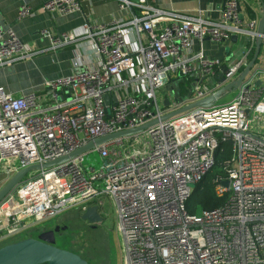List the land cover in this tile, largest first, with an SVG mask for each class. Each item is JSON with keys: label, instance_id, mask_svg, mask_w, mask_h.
Listing matches in <instances>:
<instances>
[{"label": "built area", "instance_id": "1", "mask_svg": "<svg viewBox=\"0 0 264 264\" xmlns=\"http://www.w3.org/2000/svg\"><path fill=\"white\" fill-rule=\"evenodd\" d=\"M42 2L38 11L81 9L79 0ZM243 3L222 0L215 20L205 17L207 11H168L145 0H119L120 8L137 12L108 23H84L81 35L42 31L50 40L48 50L88 39L95 65L45 82L42 95L15 96L0 87L1 174L10 178L96 137L157 121L92 149L101 158L97 169L85 168L81 153L28 171L0 202V242L67 209L82 213L93 206L101 214L108 198L123 264H264V134H254L264 117V68L254 63L228 103L215 100L161 119L240 77L254 55L259 22ZM32 11L22 3L17 16ZM207 38L218 45L229 42L228 56L205 55ZM47 49L32 50L11 27L0 25V65ZM177 79L186 84L183 99L172 85ZM229 142L233 153L225 174L212 179L223 203L190 213L186 202L194 184L211 170L220 143Z\"/></svg>", "mask_w": 264, "mask_h": 264}, {"label": "crops", "instance_id": "2", "mask_svg": "<svg viewBox=\"0 0 264 264\" xmlns=\"http://www.w3.org/2000/svg\"><path fill=\"white\" fill-rule=\"evenodd\" d=\"M42 1L44 0H0V25L11 27L17 37L32 50L47 49L50 46V40L42 31L48 35L66 31L81 35L84 31V23H108L114 18H129L137 12L135 8L131 10L120 8L119 0H79L81 9L72 13H48L37 10L43 3ZM221 1L145 0L147 5L168 11L177 10L185 13L207 11L205 17L215 20L219 18L216 6ZM22 3L31 6L33 11L27 16L18 17L17 13ZM243 4L248 10L253 11V16H256L258 20L262 18L261 6L256 0H244ZM231 42L234 41L231 39ZM229 44L227 42L225 45H218L207 38L202 47L207 56L226 58ZM92 48L88 39H82L80 44L75 46L47 49L32 57L19 59L10 65H0V87L15 96L24 92H35L37 95H42L45 93V82L72 75L76 70L85 71L94 67L95 58L92 57ZM259 57L264 59L263 45H261L257 60ZM257 130L260 133L254 134H264V126L258 127ZM7 179L6 174L0 173V188Z\"/></svg>", "mask_w": 264, "mask_h": 264}, {"label": "water", "instance_id": "3", "mask_svg": "<svg viewBox=\"0 0 264 264\" xmlns=\"http://www.w3.org/2000/svg\"><path fill=\"white\" fill-rule=\"evenodd\" d=\"M262 10V18L258 22L255 50L253 52V57L248 65L241 72L240 77L233 83H229L226 86L216 90L213 94L209 95L206 98L197 100L190 103L187 106L181 107L177 110L171 111L169 114H166L161 117L162 120L171 117V115L177 114L182 111L189 110L192 107L202 106L209 107L215 100L221 97L224 90L230 88H236L240 81L246 76V72L254 65L256 62L259 52L262 45V36L264 34V0H256ZM232 41H235L236 36H232ZM259 84V82H257ZM67 91H71V88L68 87ZM105 103H108L109 96H104ZM168 101L164 100V105H167ZM156 119L134 127L133 129H125L116 131L115 133L96 137L93 140H90L85 145L77 148L70 152L68 155L61 156L57 159L44 162L42 164L29 165L21 170L17 171L13 176L7 179V181L0 188V202L3 198L10 193V191L21 181V179L27 174L28 171L32 169H40V167H49L57 165L63 161H66L70 158H74L81 153L94 149L96 146L101 145L111 139H114L118 136L132 135L135 132L142 131L146 128H151L156 123ZM255 139H258L257 136H253ZM257 137V138H256ZM224 186L228 185V181H223ZM81 219L86 220L88 223L95 225L102 220V215L99 213L96 207H87L84 212L81 213ZM63 228V227H62ZM60 231L59 226H54L52 228L44 229L42 228L36 237H25L23 239L5 243L0 247V264H88V262L76 253L69 251L64 248H58L55 246L56 233Z\"/></svg>", "mask_w": 264, "mask_h": 264}, {"label": "rangeland", "instance_id": "4", "mask_svg": "<svg viewBox=\"0 0 264 264\" xmlns=\"http://www.w3.org/2000/svg\"><path fill=\"white\" fill-rule=\"evenodd\" d=\"M255 67L264 68V59L259 57L255 62ZM164 90L159 92L160 96L163 95ZM226 92L216 100V104L228 103L238 93L237 89H230ZM260 125L264 126V117ZM100 164L101 158L97 151L84 152L83 165L85 168L97 169ZM103 201L100 206L102 220L95 224V228H90L87 226V222L77 218L79 212L81 214V210L71 208L67 209L70 211H67L66 214L63 211L56 218L42 221L36 226L27 227L28 229L26 228L20 235L4 239L0 242V246L20 240L28 233L31 237H36L42 228H52L54 223L61 222L67 226V230L56 237V247L67 249L82 256L88 264H123L125 253L116 228L115 209H113L110 199L105 198Z\"/></svg>", "mask_w": 264, "mask_h": 264}, {"label": "trees", "instance_id": "5", "mask_svg": "<svg viewBox=\"0 0 264 264\" xmlns=\"http://www.w3.org/2000/svg\"><path fill=\"white\" fill-rule=\"evenodd\" d=\"M251 16L254 15L253 11L249 9ZM173 88L175 94L180 99H183L186 96L185 83L181 79H177L173 82ZM231 143H220L218 150L215 154V163L212 166L211 170L202 178L201 181L197 182L193 186V191L191 196L186 202V207L190 213L196 212L198 209H212L220 206L224 197L220 198L215 195L214 189L212 187V179L217 175H224L223 166L229 161L232 156ZM25 237H31L28 234L24 235ZM21 238V239H23ZM45 264V263H42Z\"/></svg>", "mask_w": 264, "mask_h": 264}, {"label": "flooded vegetation", "instance_id": "6", "mask_svg": "<svg viewBox=\"0 0 264 264\" xmlns=\"http://www.w3.org/2000/svg\"><path fill=\"white\" fill-rule=\"evenodd\" d=\"M67 211H70V210H67ZM67 211H65L64 213L66 214ZM67 213H68V212H67ZM77 214H78V213H77ZM77 218H78V219H81V214H80V212H79ZM83 221L87 222L86 220H83ZM56 225L59 226V229H60V231H59L58 233H56V237H57V236H60L62 233H64V232L67 230V229H66L67 226H66L65 224H62L61 222H60V223H57V222L54 223L53 227L56 226ZM87 226H89L90 228H95L96 225H92V224H90V223L87 222ZM62 227H63V228H62ZM44 229H47V228H44Z\"/></svg>", "mask_w": 264, "mask_h": 264}]
</instances>
